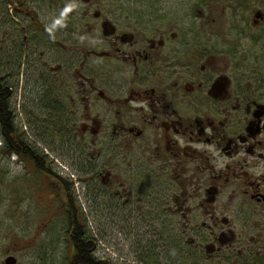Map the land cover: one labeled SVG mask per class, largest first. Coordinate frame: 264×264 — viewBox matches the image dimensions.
<instances>
[{
    "label": "flooded vegetation",
    "instance_id": "af4514ba",
    "mask_svg": "<svg viewBox=\"0 0 264 264\" xmlns=\"http://www.w3.org/2000/svg\"><path fill=\"white\" fill-rule=\"evenodd\" d=\"M31 1H8L0 56L27 62L10 105L19 92V121L49 126L75 176L76 188L63 177V218L106 223L134 238L132 253L173 264H264V74L208 50L211 33L231 37L239 23L211 9L234 13L238 0H52L65 15L59 41L42 23V38L32 34L49 8ZM181 13L211 29L188 30ZM263 20L257 10L251 25Z\"/></svg>",
    "mask_w": 264,
    "mask_h": 264
},
{
    "label": "rangeland",
    "instance_id": "374dc122",
    "mask_svg": "<svg viewBox=\"0 0 264 264\" xmlns=\"http://www.w3.org/2000/svg\"><path fill=\"white\" fill-rule=\"evenodd\" d=\"M32 1L35 4H39L40 0ZM241 1L238 0L233 5L234 13L227 11L225 14H222V11L216 12L214 8L211 9L212 19H216L219 24L222 23L223 25V21L228 20L227 28H230L234 22L239 23L231 37L227 36L231 31H226L219 37L211 33L208 36L211 41L210 45L215 44V46L211 49L208 48V50L214 53L231 50L239 54V61H242L240 72L251 76L263 75L264 20L258 27L252 26L251 20L257 10L264 12V0ZM193 2L194 6L201 8L199 0H193ZM2 4H5V0H0V5ZM54 6L57 7L52 0H48L46 8L49 9L45 11L46 14L40 13L41 17L39 18L36 15L38 26L32 31V34L34 32L36 36L42 38L40 33L45 28L50 30L55 40L59 41L61 36L57 35L55 37V34L58 31H63V23L59 19L62 16L64 22L65 15L63 11H57ZM184 11L185 8L180 12ZM14 17L17 18L15 15ZM179 19L181 25L191 31L211 29V26L208 27L203 19L197 17L196 13L191 15L189 13H181L179 14ZM41 23L44 25L42 29H40ZM22 24L23 22L20 20L15 26V29L18 28L21 30ZM237 39L238 41H236ZM48 47L50 48L49 45ZM53 51H55L54 48H50L49 57L52 61L49 63V66L52 71H55L58 69L60 63L53 61L55 58L52 56ZM24 64H22L21 60L12 62L10 59L8 60L6 57L3 58L0 56V75L3 83L8 84L10 87L16 86L18 78L25 76L27 62L25 61ZM232 64H234V61ZM50 78L53 80V75ZM13 93L11 109L13 111L14 123L24 133V136L22 132L19 131V133L24 140L26 139L28 141L31 149L44 155H48L49 153V155L56 159L57 163H53L55 167L52 165L53 172L56 176L59 173H63V167L66 164H63V157L60 154V150L58 152L54 151L60 141L55 140L54 143L51 142L48 137V133L52 135L49 129L50 127L43 126L42 121H39V125H35V131L31 129L32 125L30 127L27 126V128L23 127V121H19L21 117L18 111V98L16 97V93L19 95V92L15 93L14 91ZM59 97V100L63 101V97ZM55 98V95H51L49 99L47 98L46 103L50 108L52 106L53 109L57 107L58 101L56 102ZM50 119H55V115H52ZM18 164L11 163L10 158H7V156L2 155L0 152V264H5L6 260L12 256L15 258L16 264H68V261L73 256V248L66 233L68 222L63 218V200H61L62 198L58 199L56 192L50 189V181H48L46 175L40 174L35 169H32L29 166H32L30 162H26L28 169L25 170ZM68 174L70 177L71 174ZM88 226L90 232L95 229V226L91 222H89ZM106 227H108L106 223H103L99 227V230H103L101 231L102 234L99 233V237L97 236V240H100V246L102 247L99 258L105 257L112 264H144L138 259L139 254L132 253L133 249L130 245L136 242L133 237H128L132 240L130 241L122 233L119 234L112 231L108 235L104 230ZM143 259L145 260V264H154V261L155 264H173L171 255L164 252L162 255L152 253Z\"/></svg>",
    "mask_w": 264,
    "mask_h": 264
},
{
    "label": "trees",
    "instance_id": "16d2710c",
    "mask_svg": "<svg viewBox=\"0 0 264 264\" xmlns=\"http://www.w3.org/2000/svg\"><path fill=\"white\" fill-rule=\"evenodd\" d=\"M8 1L11 2L13 0H5V4L0 5V17L6 21H11L10 13L7 9ZM22 1L24 2L25 0ZM10 88L8 84H2L0 80V128L3 130L2 140L4 142L0 152L7 157L17 154L23 161L30 162L36 172L46 175V178L50 181V189L56 192L58 199L62 198L61 200H63V178L54 174L44 155L29 147L28 141L24 140L14 125L13 111L10 105L12 92ZM59 195L60 197H58ZM67 222L66 233L73 248V256L68 261V264H111L106 258L95 259L93 254L95 240L87 236L85 223L74 220L71 216ZM148 255L139 254L138 259L145 264L143 258L148 257Z\"/></svg>",
    "mask_w": 264,
    "mask_h": 264
},
{
    "label": "bare ground",
    "instance_id": "6f19581e",
    "mask_svg": "<svg viewBox=\"0 0 264 264\" xmlns=\"http://www.w3.org/2000/svg\"><path fill=\"white\" fill-rule=\"evenodd\" d=\"M86 225H87V229H86L87 236H89V237L93 236L91 238H93L95 240V247H94V251H93L94 257H95V259H99V253H100L102 247L100 246V240H97V236L99 237V233L102 234L101 231H103V230H97L95 227L96 230L94 229L92 232H90L89 226H88L89 222L85 223V226ZM104 230H105V232H107L108 235L110 234V230L108 228L104 229Z\"/></svg>",
    "mask_w": 264,
    "mask_h": 264
},
{
    "label": "water",
    "instance_id": "95a60500",
    "mask_svg": "<svg viewBox=\"0 0 264 264\" xmlns=\"http://www.w3.org/2000/svg\"><path fill=\"white\" fill-rule=\"evenodd\" d=\"M5 264H15V259L13 257H10L6 260Z\"/></svg>",
    "mask_w": 264,
    "mask_h": 264
}]
</instances>
